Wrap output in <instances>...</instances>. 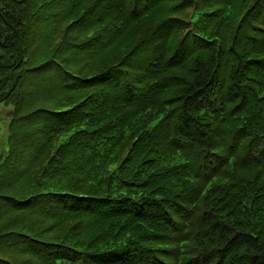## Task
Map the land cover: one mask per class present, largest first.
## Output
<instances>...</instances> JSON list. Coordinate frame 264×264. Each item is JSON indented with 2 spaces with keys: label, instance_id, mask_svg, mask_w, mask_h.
Segmentation results:
<instances>
[{
  "label": "trees",
  "instance_id": "obj_1",
  "mask_svg": "<svg viewBox=\"0 0 264 264\" xmlns=\"http://www.w3.org/2000/svg\"><path fill=\"white\" fill-rule=\"evenodd\" d=\"M0 264H264V0H0Z\"/></svg>",
  "mask_w": 264,
  "mask_h": 264
},
{
  "label": "rangeland",
  "instance_id": "obj_2",
  "mask_svg": "<svg viewBox=\"0 0 264 264\" xmlns=\"http://www.w3.org/2000/svg\"><path fill=\"white\" fill-rule=\"evenodd\" d=\"M14 108L13 103H0V155H4L8 149V124L10 122V111Z\"/></svg>",
  "mask_w": 264,
  "mask_h": 264
}]
</instances>
